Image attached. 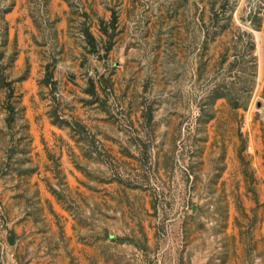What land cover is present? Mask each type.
Returning <instances> with one entry per match:
<instances>
[{
  "label": "rangeland",
  "instance_id": "obj_1",
  "mask_svg": "<svg viewBox=\"0 0 264 264\" xmlns=\"http://www.w3.org/2000/svg\"><path fill=\"white\" fill-rule=\"evenodd\" d=\"M0 264H264V0H0Z\"/></svg>",
  "mask_w": 264,
  "mask_h": 264
},
{
  "label": "trees",
  "instance_id": "obj_2",
  "mask_svg": "<svg viewBox=\"0 0 264 264\" xmlns=\"http://www.w3.org/2000/svg\"><path fill=\"white\" fill-rule=\"evenodd\" d=\"M112 25H113V27H114V15H113V22H112ZM86 36L92 38V35H91L89 32H86Z\"/></svg>",
  "mask_w": 264,
  "mask_h": 264
}]
</instances>
